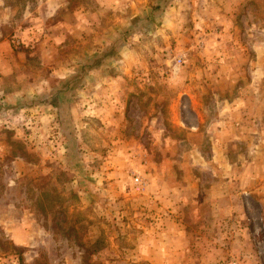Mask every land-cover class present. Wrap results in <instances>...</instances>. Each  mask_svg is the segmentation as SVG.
<instances>
[{
	"label": "crops",
	"instance_id": "crops-1",
	"mask_svg": "<svg viewBox=\"0 0 264 264\" xmlns=\"http://www.w3.org/2000/svg\"><path fill=\"white\" fill-rule=\"evenodd\" d=\"M149 2L151 1L90 0V4L78 3L80 9L78 6L73 9L74 15L76 14L73 24L76 27H89V34L85 37L92 42V28L109 25L110 21L106 20L110 14L116 15L117 23L127 27L137 21H150L154 17L151 11L155 7L151 6L157 0L150 5ZM161 2L162 0L159 3ZM74 3V0H0L1 101L22 106L23 100L32 98L28 104L41 112L38 118L42 116V120L51 121L56 128L54 134L58 144L55 149L59 153L69 152L66 134L77 136L78 148L88 149L91 155L99 153L94 146L100 143L104 149L101 152L102 164L94 165V174L91 173V167L88 174L85 166L87 176L84 179L95 180V186L101 190L102 201L112 203V196H119L121 190L131 194L124 183L128 167L121 160L124 154L133 155L134 169L148 176L145 192L136 196L139 203L143 202L147 208L140 205L139 210L144 208L155 212L152 215L153 221L146 230L137 231L138 239L133 243V248H130L135 252L132 264H188L199 260L200 257L190 256L188 252L193 247L192 243L200 244V227L210 224L216 227L220 241L221 228H225L227 231L224 233L228 234H258L259 227H249L248 224H240L238 220L247 217L250 206L259 204L261 226L264 227V33L260 30L255 37L246 34L244 41L249 39L250 42L258 43L252 52L239 46L235 51L218 50L216 47L218 43L221 46V42L225 41L228 30L236 28L237 14L240 15L239 19L244 17L242 23L246 27L250 26L252 21H246V18L250 17V9L255 8L254 0H200V32L206 36H200V60L203 65L198 70L201 76L210 77L206 78L209 81L204 79L196 83L190 79L179 85L182 87L177 97L186 95L187 101L190 98L192 118L185 120L179 106L189 105H183L180 99L174 100L171 106L173 113L169 120L176 123L172 128L177 127L182 131L177 141L179 152L181 157L182 153L184 157H189L187 161L180 160L177 164L166 156L177 145L172 140L171 131L164 126L162 129L158 125L154 126L159 116L141 112L139 97L135 103L132 102L140 112L134 119L138 120V129L126 132V123L132 119L125 112L128 98L121 97L119 93L132 81L130 76L138 71L144 72L139 67H126L124 71L116 67L117 73L113 72L105 77V73L111 69L103 63L90 69L73 92H60L56 105L33 103L41 93L60 87L80 70L88 58L94 56L86 51L85 54L74 56H91L79 65L76 63L59 71L55 67H48L46 71L49 75H54V79L46 78L43 68L39 71L26 68L25 61L21 58L25 56L28 59L31 54L21 52L19 45L27 44V38L32 33L42 34L45 44L54 35L53 29L61 31L60 28L66 21L69 22L68 18L62 16L65 10H69L68 5L70 7ZM142 8L150 10L144 16L146 20L140 13H136ZM18 10L20 16L15 17ZM239 10L244 12H238ZM90 11L92 13L87 14ZM209 12L211 16L208 15ZM65 16L70 14L66 13ZM49 18L53 22L47 27L46 21ZM253 23L251 25L254 26ZM5 24L10 25L11 30L6 31ZM255 26L259 27L261 24ZM42 28L48 32L41 30L44 31L42 33L39 30ZM140 32L143 31L130 35ZM114 39L116 37L111 38L110 43ZM108 40L106 38L107 42ZM228 40L232 44L238 41L236 37L230 36ZM16 41L21 43L16 46ZM125 47L126 45L118 48V51ZM117 54L116 52L115 55ZM124 54L123 52L122 55ZM22 81H30L31 84L27 87L16 86ZM160 118L168 120L163 113ZM98 138L101 139L100 142L96 140ZM157 151L165 155L161 160L152 158ZM196 153L197 156L194 157ZM171 154L170 152L169 155ZM136 161L140 166L136 165ZM78 179L70 177L71 183L78 182ZM85 183L84 186H93L87 180ZM85 192L88 194L89 190ZM134 196L135 194L131 195L132 198ZM146 233L149 237L143 238ZM209 242H205L207 249L213 247V250L218 251L217 241L211 244ZM206 258L215 260V255L211 253ZM250 260L255 263L256 257L253 256ZM127 262L114 259L109 264Z\"/></svg>",
	"mask_w": 264,
	"mask_h": 264
},
{
	"label": "rangeland",
	"instance_id": "rangeland-1",
	"mask_svg": "<svg viewBox=\"0 0 264 264\" xmlns=\"http://www.w3.org/2000/svg\"><path fill=\"white\" fill-rule=\"evenodd\" d=\"M74 1L73 5L70 7L68 5L69 10H65L70 16H65V12L62 16L68 18L71 25L66 21L60 28L61 31L53 29L54 35L46 40L45 44L42 40L43 35L35 33L29 35L27 44L16 41L15 45L20 44L21 52L31 54L28 59L21 56L26 68L35 71L43 68L46 71L48 67H55L59 71L76 63L79 65L91 56L74 58L75 55L85 54L86 51L89 55H99L102 49L109 44L112 45L111 38L120 37L128 28L125 24L117 23L116 15L114 17L110 14L106 20L110 21L109 25L92 28L91 42L85 37L89 34V27H76L73 24V17L76 16L74 6L80 9L78 3L90 4V0ZM150 1L149 5L155 0ZM160 1L157 0V3L151 6L158 7L154 11L155 16L150 21H142L146 23L143 32L133 36L125 35L127 36L125 42H120L123 46L126 45L125 49L118 51L116 47L120 43H115L109 51L114 53L113 58L105 59L100 65L104 63V66L109 65L111 69L105 73V77L113 72L117 73L116 67H119L120 71H124L126 67L134 69L139 67L144 70L143 73L138 71L139 74L130 76L132 81L130 80L129 85L119 93L121 97L128 98L125 112L129 114V119H132L126 123V132L131 133L133 129H138V120L134 119L140 112L138 106L132 102L135 103L139 97L141 112L159 116L154 126L158 125L160 129L162 126L169 128L172 140L177 144L182 131L180 132L177 127L172 128L176 123L169 120L173 113L171 106L174 100L180 99L183 105H189L179 106L185 120L188 117L192 118L190 98L187 101L186 95H181L180 98L177 95L182 87L179 86L181 82H188L191 79L192 82L199 83L210 77L201 76L198 70L203 65L200 60V36L206 35L200 32V0H171L172 3L166 7L164 1L159 3ZM254 7L250 9L252 11L250 17L246 18V21L254 22V26L250 22V26L246 27L242 23L244 17L239 19L240 15L237 14L236 28L226 32L225 41L221 42V46L219 43L216 46L218 50L235 51L239 46L254 51L258 43L244 39L246 34L255 37L259 35L260 30L264 33V0H254ZM149 11L148 8H142L136 13H140L146 20L144 16ZM15 13V17L20 16L19 10ZM90 13L92 12L87 14ZM124 20L126 21V18ZM52 22L53 19L49 18L46 21L47 27ZM256 24L261 26H255ZM5 25L6 31L11 30L10 25ZM39 30L47 31L44 28ZM229 36L236 37L237 43L232 44L228 40ZM213 46L215 44L212 48ZM94 56L86 61L93 59ZM10 57L12 63V56ZM179 57H182L180 63L177 62ZM192 69H195L194 73H191ZM44 75L46 78L54 79V75H49L47 71ZM29 84L30 81H22L16 86L27 87ZM31 100L32 98L25 99L22 101L24 105L14 106L0 99V264H109L114 259L132 264L135 252L130 248H133V243L138 239L137 231L146 230L153 221L152 215L155 212L144 208L139 210L140 205L144 207L146 205L143 202L140 204L136 199L137 195L145 192L148 176L134 169L136 167L132 154L122 155L121 162L128 167L124 183L126 189L131 190V194L123 193L121 190L119 196H116L117 194L112 196V203L108 200L102 201L101 190L95 186V180L84 179L87 176L85 166L88 174L89 167L94 174L96 172L94 165L102 164L101 152L104 149L101 144L94 146L99 153L91 155L88 149L86 151L78 148L77 136L66 134L69 152L59 153L55 149L58 144L54 134L55 126L51 121L42 120V116L38 118L41 112L37 107L28 104ZM162 113L169 121L160 118ZM163 132L167 134L166 131ZM96 140L100 142L101 139ZM86 145L90 147L87 142ZM170 152L166 156L174 161V164L189 159L184 157L183 153L181 157L178 144ZM164 156L162 152L157 151L152 158L161 160ZM136 165L140 166L137 161ZM135 175L142 178L144 188L135 189L133 182ZM72 176L78 177V182L71 183ZM85 180L92 182L93 186H84ZM88 190L89 193L86 194L85 191ZM132 194H135L134 198L131 197ZM260 210V205L254 204L248 208L247 217L238 220L240 224L259 227L258 234H228L224 233L227 231L225 228L223 230L221 228L220 241L216 227L211 224L200 227L198 234L200 244L192 243L193 247L188 252L190 256L192 254L193 257L200 258L188 264H264V232L262 233L264 227L261 226ZM216 236L217 238H214ZM148 237L146 233L143 238ZM208 241L209 244L217 241L218 251L213 250V247L207 249L205 242ZM211 253H214L215 260L206 258ZM253 256L256 257L255 263L253 259V262L250 260Z\"/></svg>",
	"mask_w": 264,
	"mask_h": 264
},
{
	"label": "trees",
	"instance_id": "trees-1",
	"mask_svg": "<svg viewBox=\"0 0 264 264\" xmlns=\"http://www.w3.org/2000/svg\"><path fill=\"white\" fill-rule=\"evenodd\" d=\"M168 0H164V4H166ZM158 7H154L151 11V15L155 16V10H157ZM146 26V23H142L140 21H137L134 24H131L128 26L127 29L121 34L120 37L114 39V41L111 42L112 45L106 46L102 51L99 53V55L95 56L93 59L86 61L81 65V68L76 74H73L69 79L65 80L60 87L51 89L48 92L41 93L36 99L33 100L34 104H40V103H51L53 105H56L57 103V96L60 92H73L83 81L85 74L92 68L100 66V64L105 60L112 56H114V53H109L110 48H113V45L115 43H123V39L126 37L125 35L131 34L133 32H139L142 31ZM123 46V44H118L116 47L117 49Z\"/></svg>",
	"mask_w": 264,
	"mask_h": 264
},
{
	"label": "built area",
	"instance_id": "built-area-1",
	"mask_svg": "<svg viewBox=\"0 0 264 264\" xmlns=\"http://www.w3.org/2000/svg\"><path fill=\"white\" fill-rule=\"evenodd\" d=\"M178 63L182 62V57L178 58ZM133 182H134V186L136 190H140L142 188H144V182L142 180V178H140L138 175H135L133 177Z\"/></svg>",
	"mask_w": 264,
	"mask_h": 264
}]
</instances>
